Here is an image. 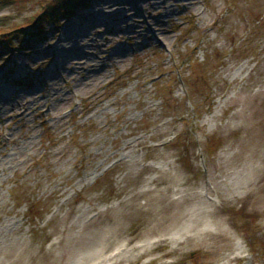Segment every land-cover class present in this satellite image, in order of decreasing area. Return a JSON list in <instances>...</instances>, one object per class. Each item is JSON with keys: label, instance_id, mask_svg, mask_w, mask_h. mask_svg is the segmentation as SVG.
<instances>
[{"label": "rangeland", "instance_id": "obj_1", "mask_svg": "<svg viewBox=\"0 0 264 264\" xmlns=\"http://www.w3.org/2000/svg\"><path fill=\"white\" fill-rule=\"evenodd\" d=\"M54 1L0 0L16 45L0 53V264L62 261L69 227L83 243L73 262L92 261L91 231L117 229L114 249L148 241L147 202L199 194L211 176L228 242L161 258L175 246L163 243L119 264H220L228 244L242 251L231 264H264V189L222 185L250 168L238 154L264 133V0H91L32 31ZM158 174L163 197L139 196Z\"/></svg>", "mask_w": 264, "mask_h": 264}, {"label": "bare ground", "instance_id": "obj_2", "mask_svg": "<svg viewBox=\"0 0 264 264\" xmlns=\"http://www.w3.org/2000/svg\"><path fill=\"white\" fill-rule=\"evenodd\" d=\"M195 0H190L188 4H195ZM244 66H240L237 71L233 73L232 79L234 80L237 77L239 71L242 70ZM96 78L86 77L83 81L84 84L93 83ZM55 85H51L53 88ZM59 91V88L57 89ZM245 101L240 100L239 98H232L231 104L236 106L242 105L241 109L236 111L233 114V118L242 119L245 121L247 115V107L244 111ZM252 146V147H250ZM131 146L127 145V148ZM238 154V158L243 161L249 160L250 157L255 158V161L250 162V168H242L236 173V178H231L222 182L225 190L228 193H238L242 192L244 195L254 196L258 195L260 189H264V133H260L257 139L249 140L248 144L243 147ZM246 155V153H248ZM244 162V161H243ZM240 165H243L241 162ZM151 171H155L156 167L147 166ZM168 179L164 178L163 174H158L156 177H153L147 181V183H155V187H148L139 196H144L145 194L153 195L156 193V196L163 197L162 191L158 188L159 184H163ZM209 181L202 183L203 191L201 193H189L186 191L176 192V197L167 200L165 199L161 205H158L154 202H147L149 204L147 210L145 211L143 222L148 223L146 235L149 236L148 241L143 243L134 244L130 246L131 239L125 238V241L121 246L114 249V244L117 239L124 238L122 234L115 228L99 229L97 231H91L93 237V242L98 241L97 248L92 252L91 259L92 261L88 263L86 255L79 254L76 256V261L73 262L72 256L75 254L73 250L76 246H79L78 249L83 247L81 241L75 239L76 234L70 232L72 229L69 227V232L67 234L68 241L64 242V237L60 238V242H64L66 252L65 257L61 260L67 262L68 264H119L121 262H131L141 256L142 254L158 248L163 243H174L175 246L169 252L164 253L162 257L167 256L169 253H176L178 255H183L189 250L195 247H207L211 241L216 242L218 240H224L225 242L229 241L227 237L228 230L223 227L226 223V219L221 217L219 210L217 209L219 201L222 202L220 198L221 192L217 189L216 183H221L218 178L211 176ZM219 180V181H217ZM177 184V182H176ZM181 185L180 183H178ZM210 184L213 187L212 193L215 197V200L208 196L211 195L209 192ZM219 185V184H218ZM165 189L170 190L169 186H166ZM258 202L261 206V211H264V196H258ZM217 199V200H216ZM158 202V201H157ZM184 207L186 211L184 210ZM219 207V206H218ZM144 213V212H142ZM90 222H85L82 226L83 229L80 233H83L85 227L89 225ZM170 228H175L174 231L170 232V237L167 235ZM82 236V235H81ZM59 242V243H60ZM227 253H224L220 264H231V262L236 261L241 258V252L239 246H232L228 244ZM234 250L236 251L235 253ZM233 251V252H232ZM240 253H239V252ZM232 252V253H231ZM62 261H57L54 259L50 264H62Z\"/></svg>", "mask_w": 264, "mask_h": 264}, {"label": "trees", "instance_id": "obj_3", "mask_svg": "<svg viewBox=\"0 0 264 264\" xmlns=\"http://www.w3.org/2000/svg\"><path fill=\"white\" fill-rule=\"evenodd\" d=\"M91 0H57L52 4H48L45 10L40 13L36 20L30 25L31 30L35 32H42L44 24L56 25L60 18L68 17L73 14L77 9L87 8ZM23 29H14V32H18ZM13 32V31H12ZM12 32L0 33V53L5 54V50L14 49L16 45H12L10 38L6 39V36L11 35ZM29 34V33H27ZM26 34H22L21 42L24 43L27 38ZM17 38V37H16Z\"/></svg>", "mask_w": 264, "mask_h": 264}]
</instances>
